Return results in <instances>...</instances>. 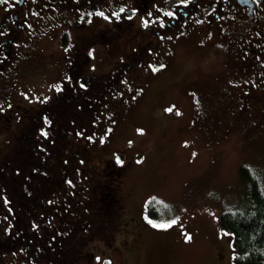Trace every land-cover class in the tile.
<instances>
[{
    "label": "rangeland",
    "instance_id": "1",
    "mask_svg": "<svg viewBox=\"0 0 264 264\" xmlns=\"http://www.w3.org/2000/svg\"><path fill=\"white\" fill-rule=\"evenodd\" d=\"M61 30L45 37L39 43L38 56L33 57L39 63H43L42 58L54 63H44L28 80L37 91L43 83L31 100L34 109L43 106L64 82L67 47L58 43ZM86 30L92 32L95 26H87ZM69 37H73L72 32ZM234 39L240 45L242 39ZM136 40V36L126 40L129 49ZM178 44L180 50L174 52L173 62L166 68L150 78L141 76L134 87L120 85L121 91L112 96L106 94V99L91 101L82 125L77 121V125L65 127L71 138L59 147L60 151L53 149V155L48 156L51 162L56 156H63L66 161L71 150L80 146V154L73 158L78 164L59 163L53 169L61 184L56 189L68 190L74 185L73 202L88 187L84 179L99 185L92 193L114 192L118 206H114L112 214L118 217V227L107 238H91L81 247L77 245L84 243L83 237H77L81 239L73 241V248L59 252L45 249L42 238L35 239L36 243L23 242L19 251L13 253V264H234L232 235L220 226L219 214L243 198L244 185L238 172L242 164L264 175V128L256 131L252 123L242 125L232 119L234 107L229 103L227 90L218 86L215 79L227 70L226 64L214 60L191 41ZM109 46L95 48L91 67L85 65V72L100 74L112 65ZM219 77L225 79L227 75ZM144 82L147 85L143 86ZM27 90L22 92L25 97ZM71 109L70 105L65 111ZM25 118L23 111L18 118L20 124ZM51 121H42L35 128L37 138L57 137ZM0 134L1 154L11 150L12 138L10 132ZM66 134L58 138L68 139ZM35 142L41 158L46 148H53L52 144L40 147V140ZM18 160L14 158L8 166H16ZM106 169V173H99ZM15 182L38 186L37 181L26 176ZM16 189L21 192L18 185ZM57 190H51L52 194L65 198ZM87 205L96 204L88 201ZM73 206H68L72 211L68 215L62 214L65 209L61 213L54 209L50 217L39 215L32 227L41 235L43 226H67V219L78 213ZM27 211L31 209L28 207ZM97 223V217L88 224L80 220L71 237L80 231L96 238ZM7 224L11 225L9 221ZM161 224L170 226H155ZM69 242L67 239L64 245L57 246H67Z\"/></svg>",
    "mask_w": 264,
    "mask_h": 264
},
{
    "label": "flooded vegetation",
    "instance_id": "2",
    "mask_svg": "<svg viewBox=\"0 0 264 264\" xmlns=\"http://www.w3.org/2000/svg\"><path fill=\"white\" fill-rule=\"evenodd\" d=\"M87 26H95V30L87 32ZM59 29L62 30L58 32V43L62 47H67L64 55L67 63L63 66L62 74L64 82L61 89L55 91L43 106L34 109L31 100L43 87V83L37 91V88L33 87L34 83H28V80H31L30 78L44 63L48 65L54 63L45 58L41 59L43 63H39L33 57L38 56V48L41 47L39 43ZM71 32L73 37H69ZM131 36H136L137 40L129 49V42L126 44V40ZM234 37L242 39L240 45ZM183 40L200 45V49L209 52L211 58L226 64L227 70L218 74L215 79L219 82L218 86H223L227 90L229 103L234 107L232 119L237 124L252 123L253 128H257L256 131L262 130L264 0L0 2V133L10 132L9 137L12 138L11 150L0 154V264H13L17 246L20 248L23 239L30 238L28 234L31 235V232L35 233L37 230L32 225L39 215L50 217L49 214L54 209L59 210V213L65 209L62 214L68 215L72 213L68 206L73 204L78 212L76 216L67 219V226L58 225L60 230L67 233L71 221L85 218L80 213L81 205L90 201L93 189L99 186L84 179L88 187H84L75 202L74 193H71L74 192V185L68 187V190H57L56 187L61 186L58 180L57 185L51 190H57L65 198H57L51 190L44 193L38 190V186L29 182H18L21 190L19 193L12 186L22 173L31 180L37 182L40 180L24 170H20L21 174L15 180L9 174L11 170L20 167L17 164L7 170V164L26 151L24 145L37 144L35 139L40 140L38 144L40 147L44 144L53 145L51 150L46 148L45 156L41 160L48 168V174L59 163L78 164L73 158L80 154V146H77L75 151L71 150L72 154L66 161L63 156H57L53 162L48 158L49 155L50 157L53 155V149L55 152L60 151L59 147L65 140L69 141L71 138L64 128L77 125V121L82 125L91 101L106 99L103 97L106 94L112 96L115 91H121L120 85L134 87L141 76L148 75L150 78L157 70L172 64L174 52L180 50L179 44L176 43ZM107 46L113 55L111 69L109 70V67L100 74L93 70L85 72L83 68L91 64L95 48ZM138 68H142L143 71H138ZM222 74H226L227 78H220L219 75ZM146 83L144 82L143 86ZM27 88L28 97H25L26 94L22 92ZM69 104L72 108L70 112L65 111ZM59 108H63V111ZM23 111L26 112V118L20 124L18 118ZM49 119L52 120L51 128L57 129L55 131L57 137L47 140L43 137L37 138L35 128L42 121L48 122ZM59 131L66 134L68 139L58 138L63 135ZM30 166H33L32 163ZM78 168L81 170L82 166ZM106 171L108 169L99 173L103 174ZM28 207L31 211H27ZM7 221L11 225H8ZM3 225L8 227L2 229Z\"/></svg>",
    "mask_w": 264,
    "mask_h": 264
},
{
    "label": "trees",
    "instance_id": "3",
    "mask_svg": "<svg viewBox=\"0 0 264 264\" xmlns=\"http://www.w3.org/2000/svg\"><path fill=\"white\" fill-rule=\"evenodd\" d=\"M61 42L63 43V39L61 40ZM24 148L26 151H23V154L16 156V158L20 159L17 161V164L20 168L17 170H11L10 174L13 175V178L15 180H17V176L21 174L20 170H24L26 173L30 172L33 177L36 173H38L39 175L36 174V179L40 180L39 182H37L39 188L38 190L44 193L48 190H51L53 186L57 185V174L56 172H53V169L56 170V168L54 167L52 169L50 167L52 169L50 174H53L55 176L49 177L48 175L50 174H48V168L45 167L44 162L41 161L44 157L41 158L39 149L37 148V144H30V146L24 145ZM30 163H32L33 168L30 166ZM8 165L9 164H7L6 169L10 170V168H12L13 166L11 167ZM33 169L36 170V172L33 171ZM238 172L239 178L244 185L243 198L237 205L220 212L219 224L222 228L228 230L232 235L234 264H264V175L259 174L256 170H252V168L247 164H242L239 167ZM60 176L63 175L61 174ZM114 176L117 177L116 174ZM23 177L24 176L22 173L19 180H21ZM13 184L15 185H13L12 188L15 190L18 182ZM103 186L105 187L107 185L105 184ZM9 192L12 193L10 189ZM114 195V192H105L103 194H101V192L93 193L90 201H93L96 205H93V207L87 204L81 205L80 213L85 216V218L81 221L88 224L92 223L96 217L99 218L100 223H97L98 234L96 235V238L94 236L87 237L80 231L76 232L75 234H73L74 236L71 237V232L75 230V227H77V223H79L80 221L75 220L72 222V224L68 225L67 233L60 230L58 224H54V227L43 226L42 229L44 230V232L41 235H39V232L36 231L35 233L31 232V235L29 233L28 235L30 238L23 239L24 244L29 243V240H34L33 242L36 243L35 239L42 238L41 240L44 242V245L42 243L41 244L45 249L59 252L61 249L67 250V248L69 247L73 248V241H79V239H81L77 237H83L81 241L84 242L77 245V247L87 245L91 241V238L98 240L107 238L108 235L112 233V230L118 227L116 225L118 222V217L112 214V209L114 208V206H118L114 201ZM10 197H12V194H10ZM88 207L89 210H86V208ZM82 208H84L86 211L83 212ZM91 215H93L92 219L89 218ZM114 225L116 226L114 227ZM67 239H70L69 245L59 247L57 246V244L64 245ZM16 251H19L18 246Z\"/></svg>",
    "mask_w": 264,
    "mask_h": 264
},
{
    "label": "snow or ice",
    "instance_id": "4",
    "mask_svg": "<svg viewBox=\"0 0 264 264\" xmlns=\"http://www.w3.org/2000/svg\"><path fill=\"white\" fill-rule=\"evenodd\" d=\"M0 2H2V0H0ZM121 11H123V9H121ZM99 15H103V13H99ZM169 15H171V13H169ZM163 67V66H161ZM81 87H83V85H81ZM59 90V89H57ZM172 223H175V221H172ZM156 227H169L170 225H165V224H161V225H155ZM191 237H188V239H190Z\"/></svg>",
    "mask_w": 264,
    "mask_h": 264
}]
</instances>
